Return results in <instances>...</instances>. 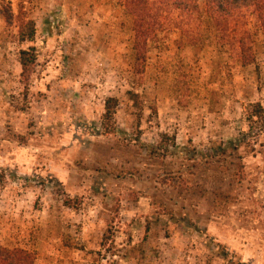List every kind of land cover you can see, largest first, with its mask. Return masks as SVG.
Segmentation results:
<instances>
[{
	"label": "rangeland",
	"instance_id": "1",
	"mask_svg": "<svg viewBox=\"0 0 264 264\" xmlns=\"http://www.w3.org/2000/svg\"><path fill=\"white\" fill-rule=\"evenodd\" d=\"M21 10L33 42L18 39ZM132 19L123 0H0V244L34 264H264V140L237 144L251 104L264 105L256 14L223 31L204 3L192 18L172 12L142 76ZM108 97L119 99L113 133Z\"/></svg>",
	"mask_w": 264,
	"mask_h": 264
},
{
	"label": "trees",
	"instance_id": "2",
	"mask_svg": "<svg viewBox=\"0 0 264 264\" xmlns=\"http://www.w3.org/2000/svg\"><path fill=\"white\" fill-rule=\"evenodd\" d=\"M202 3H204L206 14L217 29L228 30L242 10L250 8L256 14L264 32V0H123L125 10L133 17L135 75H143L149 42L162 27L164 19L174 11H177L181 16L192 18L200 12ZM9 8L3 10V15L7 23L13 24L15 16ZM16 18L19 22V41L33 42L37 33L35 20L28 17L23 10L18 13ZM247 35L249 36V33L243 32L238 38L239 56L244 65L252 64L256 60L253 46ZM19 62L22 68V80L28 89L37 62L36 47L22 48L19 51ZM127 94L135 104H139V93L129 90ZM118 106L119 99L117 97H108L105 101L102 126L106 133L115 131ZM248 120L249 129L237 139V144L254 149L253 144L256 141L264 140V105L261 102L251 104ZM165 137L168 138V135ZM151 149L153 153L157 154L160 147L156 145ZM34 260L33 253L26 249L9 248L0 244V264H34Z\"/></svg>",
	"mask_w": 264,
	"mask_h": 264
}]
</instances>
